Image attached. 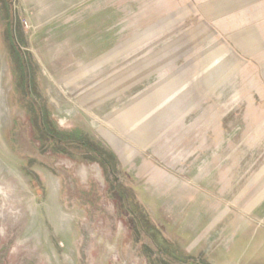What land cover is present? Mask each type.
I'll return each mask as SVG.
<instances>
[{"label":"rangeland","instance_id":"374dc122","mask_svg":"<svg viewBox=\"0 0 264 264\" xmlns=\"http://www.w3.org/2000/svg\"><path fill=\"white\" fill-rule=\"evenodd\" d=\"M98 3L63 26L0 0V264L232 262L206 205L264 186V0Z\"/></svg>","mask_w":264,"mask_h":264},{"label":"crops","instance_id":"0c3cea01","mask_svg":"<svg viewBox=\"0 0 264 264\" xmlns=\"http://www.w3.org/2000/svg\"><path fill=\"white\" fill-rule=\"evenodd\" d=\"M99 1L103 0H18V17L31 25H44L58 19V24L70 26L77 19L82 21L84 17L97 14ZM108 1L113 0H105ZM106 12L107 17L113 16V9L109 14ZM110 28L112 30V24ZM222 182L217 187L223 203L208 200L206 205L208 226L219 227L216 231L221 243L219 250L232 256L233 261L228 264H264V186L250 184L242 190L234 187L232 191L227 189L224 180ZM228 204L232 208H228Z\"/></svg>","mask_w":264,"mask_h":264},{"label":"flooded vegetation","instance_id":"af4514ba","mask_svg":"<svg viewBox=\"0 0 264 264\" xmlns=\"http://www.w3.org/2000/svg\"><path fill=\"white\" fill-rule=\"evenodd\" d=\"M39 115L37 118L39 121H40V128L38 129V133L42 136V138L40 139H43V140H48L50 143H54L56 145V147H61V146H68L72 143L74 144H77V145H82V146H86L83 142H80V141H75V140H62V138L60 137V134L57 133L56 129L54 128L53 125L51 124H48V123H45L44 122V117H43V113L42 112H39ZM55 153V151H54ZM58 153V152H57ZM87 157H85L86 161H92L93 159H88L89 157H91V154L89 153V155H86ZM96 159V162H98V164L101 166V168L104 170L106 176H108L109 174L114 176L113 173V166L112 164L110 163V161L105 158L104 156H100V155H96L95 157ZM116 177H113V179H115ZM116 181V182H115ZM119 183L118 179L116 178V180H114L111 184H112V187L113 186H117ZM114 191V190H113ZM154 247L155 244L153 245Z\"/></svg>","mask_w":264,"mask_h":264},{"label":"trees","instance_id":"16d2710c","mask_svg":"<svg viewBox=\"0 0 264 264\" xmlns=\"http://www.w3.org/2000/svg\"><path fill=\"white\" fill-rule=\"evenodd\" d=\"M75 134H77V132H74V135ZM62 138V140H65V141H67V140H75V141H79L80 139H78V138H75V137H71V136H69V138H66V137H61ZM81 142V141H80ZM85 144V143H84ZM142 215H141V218L143 219V221H140V219L138 218V216L136 217H131L132 219H133V222L135 223L134 224V226H135V228L137 229V230H140L142 233H144L145 235H147L148 234V232L150 233V232H152L153 234H155V235H157V232L158 231H156V229L151 225V223H150V221H149V219L143 214V213H141ZM151 241V243L154 245L155 244V246L157 247V248H159L158 247V245H159V239L157 238V240L155 239L154 241L153 240H150Z\"/></svg>","mask_w":264,"mask_h":264},{"label":"water","instance_id":"95a60500","mask_svg":"<svg viewBox=\"0 0 264 264\" xmlns=\"http://www.w3.org/2000/svg\"><path fill=\"white\" fill-rule=\"evenodd\" d=\"M17 47H18V49L20 50L21 48H20V46L17 44ZM30 96H32L31 94H29Z\"/></svg>","mask_w":264,"mask_h":264}]
</instances>
